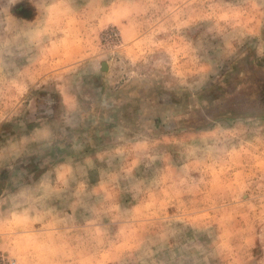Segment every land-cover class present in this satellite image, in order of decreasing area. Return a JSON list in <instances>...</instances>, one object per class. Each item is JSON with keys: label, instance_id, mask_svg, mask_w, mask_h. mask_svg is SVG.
<instances>
[{"label": "rangeland", "instance_id": "1", "mask_svg": "<svg viewBox=\"0 0 264 264\" xmlns=\"http://www.w3.org/2000/svg\"><path fill=\"white\" fill-rule=\"evenodd\" d=\"M0 256L264 264V0H0Z\"/></svg>", "mask_w": 264, "mask_h": 264}, {"label": "built area", "instance_id": "2", "mask_svg": "<svg viewBox=\"0 0 264 264\" xmlns=\"http://www.w3.org/2000/svg\"><path fill=\"white\" fill-rule=\"evenodd\" d=\"M100 40L114 49H117L120 46L119 33L113 26H109L102 32ZM0 264H4L1 256Z\"/></svg>", "mask_w": 264, "mask_h": 264}, {"label": "water", "instance_id": "3", "mask_svg": "<svg viewBox=\"0 0 264 264\" xmlns=\"http://www.w3.org/2000/svg\"><path fill=\"white\" fill-rule=\"evenodd\" d=\"M106 68L105 62L101 61L100 62V70H104Z\"/></svg>", "mask_w": 264, "mask_h": 264}]
</instances>
